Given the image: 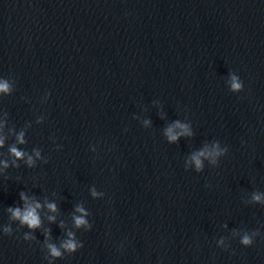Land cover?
Masks as SVG:
<instances>
[{"label": "water", "instance_id": "obj_1", "mask_svg": "<svg viewBox=\"0 0 264 264\" xmlns=\"http://www.w3.org/2000/svg\"><path fill=\"white\" fill-rule=\"evenodd\" d=\"M0 84V264H264V0H0Z\"/></svg>", "mask_w": 264, "mask_h": 264}, {"label": "clouds", "instance_id": "obj_2", "mask_svg": "<svg viewBox=\"0 0 264 264\" xmlns=\"http://www.w3.org/2000/svg\"><path fill=\"white\" fill-rule=\"evenodd\" d=\"M7 87H8L7 84H0V90H7ZM232 87L234 89H239L241 87V85L239 83L235 82V78H234V82H233ZM169 131H171V130H169ZM172 139H175V137H172ZM0 144H2V141H0ZM11 151L18 158H22L24 156V153L18 151L16 148H12ZM200 155H204V153H200ZM37 156H39V153H37ZM194 159L196 160L197 167L198 168L201 167V161H200L199 157L198 156L194 157ZM27 162H28L29 165H33L35 163V161L32 159L31 156L28 157V161ZM5 166H7V164H5ZM21 197L24 200L28 199L27 196L24 195L23 193H21ZM256 199H259V197H256ZM38 207H40L39 204H37L36 207L29 206L27 208V210L24 211L23 213L21 212L20 208H15V209L9 208V211L13 213V216L15 218L20 219L23 223H26L29 227H33L34 228V227L39 226V224H40L39 217L36 214V208H38ZM49 208H51L53 211H55L56 205L55 204H49ZM78 211L83 212L84 209L80 208V209H78ZM76 223L79 226L81 224H84L85 221L81 217H77L76 218ZM242 242L244 244H250L251 240H250V238L248 236H245L243 238ZM64 247L69 249V250H74L76 248V245L71 240H69L64 245ZM49 248L51 249V254L53 256H59L61 254L60 251L54 245H49Z\"/></svg>", "mask_w": 264, "mask_h": 264}]
</instances>
